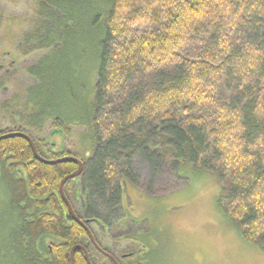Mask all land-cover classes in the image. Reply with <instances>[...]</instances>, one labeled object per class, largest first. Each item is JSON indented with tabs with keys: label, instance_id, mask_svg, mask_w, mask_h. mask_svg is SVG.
<instances>
[{
	"label": "trees",
	"instance_id": "obj_1",
	"mask_svg": "<svg viewBox=\"0 0 264 264\" xmlns=\"http://www.w3.org/2000/svg\"><path fill=\"white\" fill-rule=\"evenodd\" d=\"M25 1L23 15H0V54L3 46L9 50L0 56L53 52L39 80L45 107L54 97L63 104L61 92L80 103L73 89L61 90L67 82L53 83L54 96L52 77L61 81L77 60L76 68L81 58L97 59L93 94L76 121L46 118L41 110L31 122L23 102H2L0 119L8 127L0 135L26 134L44 156V139L37 138L45 129L70 136L72 127L83 128L78 141L65 143L73 154L87 143L81 153L90 157L78 177L82 198L73 202L75 179L64 185L81 220L105 213L117 223L125 185L139 183L134 157L152 176L187 180L180 174L185 167L211 172L219 181V209L264 253V0ZM86 29L88 40L80 44L78 32ZM74 169L37 162L22 138L0 141V204L2 191L8 197L0 264H70L73 246L87 248L58 190ZM74 260L86 264L79 251Z\"/></svg>",
	"mask_w": 264,
	"mask_h": 264
},
{
	"label": "rangeland",
	"instance_id": "obj_2",
	"mask_svg": "<svg viewBox=\"0 0 264 264\" xmlns=\"http://www.w3.org/2000/svg\"><path fill=\"white\" fill-rule=\"evenodd\" d=\"M26 2L28 4L25 0H0V15L4 18H17L23 15L22 10L25 9ZM71 25L74 26L73 21ZM88 25L89 23L87 28ZM3 33V29H0V38ZM72 34L73 32L66 35L65 40ZM78 34L77 42L86 44L88 29ZM5 49L3 46L2 53L9 52ZM44 54L46 57L42 58ZM44 54L36 53L28 57L16 55L15 58L9 54L6 61L15 65L10 69V73L0 72V104L11 102L17 106L23 102L27 108L24 118L31 122L34 120L33 114H38L41 110L46 118L59 117L76 121L82 115V109L79 110L81 104L83 103L84 108L87 97L90 98L93 94L98 61H86L81 58L78 68L75 65L77 60L62 73L61 81L52 77L51 92L54 96L56 90L53 83L60 86L67 82L68 87H62L61 90L73 89L74 94H78V98L82 100L80 103L61 92L63 104L57 102L54 97L52 102L46 101L48 107H45L39 96L42 95L39 80L42 73L44 74L43 65L48 66L46 61L53 58V52L48 50ZM47 74L43 76V80L45 76L50 80ZM68 77L71 79H67ZM48 84L46 80V87L43 88L50 93ZM83 112L86 116L87 109H83ZM49 125L50 122L47 126ZM7 127L8 122H4L1 116L0 130ZM70 130V141H78V134H82L83 128L72 127L68 133ZM86 146V142L79 144L75 149L76 155L84 157L88 154L87 151L81 153V149ZM133 168L134 177L138 178L139 183L125 185V194L121 200L122 209H118L115 216L118 218L122 214L123 219L127 220L126 223L131 225L129 230L130 233L135 232L133 242L136 248L142 249V244L147 247L146 252H141L146 264H264L262 250L245 242L219 209L217 198L220 188L215 174L185 167L181 169L180 174L187 180L178 179L175 175L152 176L146 165L137 157L133 158ZM1 197L0 223L6 221L8 214L5 205L8 197L4 191L1 192ZM107 218L105 213L101 214L102 220ZM5 229L6 225H0V235H5Z\"/></svg>",
	"mask_w": 264,
	"mask_h": 264
},
{
	"label": "flooded vegetation",
	"instance_id": "obj_3",
	"mask_svg": "<svg viewBox=\"0 0 264 264\" xmlns=\"http://www.w3.org/2000/svg\"><path fill=\"white\" fill-rule=\"evenodd\" d=\"M6 58L7 57L5 55L4 57L0 59V72H2V74L10 73L11 72L10 69L15 65V63L7 62ZM37 139L38 140L44 139V140H41L44 145L42 149L44 156L38 155L41 159L45 161H59L61 159L73 158V159L80 161L81 163L80 164L81 165L80 174L77 177L70 179V180L75 179L74 186H77V187L74 189V196H76L75 197L76 199L73 198V202L77 203L78 202L77 199L82 198L80 196V190H79V185H81V182L78 179V177L84 171V160L90 157L89 153L85 154L84 157H80L78 155L75 156L72 153V151L66 148L65 146V143L70 140L69 134H67V132H65L63 129H60V128H49L46 134L44 133L41 136H38ZM33 158L37 162L43 164V162L39 161L34 156V154H33ZM66 162L71 163L75 166V169L73 172H75L79 167L78 163L72 162V161H64L61 163H57V165H60ZM43 165H46V164H43ZM73 172L67 174L66 176L72 174ZM69 187L65 188L63 186L62 192H63V195L66 201L70 204V202L68 201L64 193L65 190L67 191ZM62 201L64 202L63 199ZM64 205L66 206L65 202H64ZM108 219L109 218H107L106 220L97 219V221L87 220V219L82 220L84 224L86 225V227H88L89 231L91 232L94 238V242L96 244V246H94L91 243V241L89 240L87 236V233L84 231L89 243H88L87 248L85 247L83 248L86 251L89 262L86 261L84 254L81 251L79 252L83 254L85 263L86 264H146L145 259L143 258V255L141 254V252H146L147 247L142 244L141 245L142 249L139 250V248H136L134 246L136 245L133 242V237H134L135 232L130 233L129 228L131 229L132 227L131 225H129V223L128 224L126 223L127 220L123 219V217H118L116 218L117 223L113 225Z\"/></svg>",
	"mask_w": 264,
	"mask_h": 264
},
{
	"label": "water",
	"instance_id": "obj_4",
	"mask_svg": "<svg viewBox=\"0 0 264 264\" xmlns=\"http://www.w3.org/2000/svg\"><path fill=\"white\" fill-rule=\"evenodd\" d=\"M10 138H22L24 140H26L29 145H30V148L32 150V153L34 154V156L41 162H43V164H46V165H54V164H57V163H61V162H64V161H72V162H76L78 163L79 167L78 169L73 172L72 174L64 177L63 179L60 180L59 182V187H58V190H59V193H60V196L62 197V199L64 200V202L66 203V206H67V210H68V213L69 215L71 216L72 220L78 224L82 229H84V231L87 233V236L89 238V240L91 241V243L96 246L95 242H94V238L91 234V232L89 231V229L86 227V225L84 224V222H82V220H80L76 215L75 213L73 212V209L71 207V205L66 201L64 195H63V192H62V189H63V186H64V183L74 177H77L79 174H80V171H81V163L80 161L76 160V159H73V158H68V159H61L59 161H45L43 159H41L37 152H36V149H35V146L31 140V138L29 136H27L26 134H23V133H10V134H6V135H2L0 136V141L1 140H5V139H10ZM76 251H81L84 256H85V259L87 262H89L88 260V257H87V254H86V251L85 249L82 247V246H79V245H76V246H73L70 251H69V259H70V264H75V260H74V255L76 253Z\"/></svg>",
	"mask_w": 264,
	"mask_h": 264
},
{
	"label": "bare ground",
	"instance_id": "obj_5",
	"mask_svg": "<svg viewBox=\"0 0 264 264\" xmlns=\"http://www.w3.org/2000/svg\"><path fill=\"white\" fill-rule=\"evenodd\" d=\"M7 134H10V133H7ZM3 135H6V134H3ZM38 154V153H37Z\"/></svg>",
	"mask_w": 264,
	"mask_h": 264
}]
</instances>
